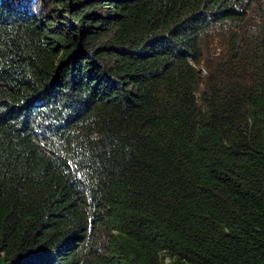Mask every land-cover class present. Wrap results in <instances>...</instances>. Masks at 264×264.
<instances>
[{
    "label": "trees",
    "instance_id": "1",
    "mask_svg": "<svg viewBox=\"0 0 264 264\" xmlns=\"http://www.w3.org/2000/svg\"><path fill=\"white\" fill-rule=\"evenodd\" d=\"M0 264H264V0H0Z\"/></svg>",
    "mask_w": 264,
    "mask_h": 264
}]
</instances>
